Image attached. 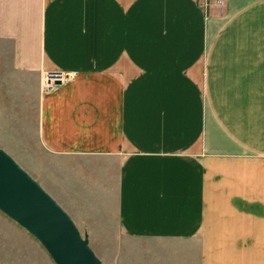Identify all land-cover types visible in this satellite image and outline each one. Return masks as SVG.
Masks as SVG:
<instances>
[{
	"label": "crops",
	"instance_id": "0c3cea01",
	"mask_svg": "<svg viewBox=\"0 0 264 264\" xmlns=\"http://www.w3.org/2000/svg\"><path fill=\"white\" fill-rule=\"evenodd\" d=\"M25 88L40 144L93 167L128 237L264 264V0H0V104ZM9 230L28 255L0 264H53Z\"/></svg>",
	"mask_w": 264,
	"mask_h": 264
},
{
	"label": "rangeland",
	"instance_id": "374dc122",
	"mask_svg": "<svg viewBox=\"0 0 264 264\" xmlns=\"http://www.w3.org/2000/svg\"><path fill=\"white\" fill-rule=\"evenodd\" d=\"M22 90L20 98H16L15 111L11 96L2 98L0 111L6 113V118L2 117L3 113L0 114V149L37 182L70 217L80 237L87 241L88 247L101 264H197L195 247L188 248L177 243L164 244L150 237H128L116 221L114 203L102 202L94 197L93 167H87L90 173L89 182H82L78 176L77 165L61 161V157L49 154L40 144L34 97L29 94V89ZM64 170H67L68 177L72 179V183L67 186L63 185L67 178ZM0 217V259L7 257L11 249L12 255L20 250L19 247H13L17 239L11 237L9 225L20 229L26 238L35 241L44 250L36 239L1 211ZM22 237V245L26 249L30 248L28 242H23V235ZM40 252L38 251V254ZM18 253L28 255L26 250H20ZM32 260L36 264H46L42 255L33 257Z\"/></svg>",
	"mask_w": 264,
	"mask_h": 264
},
{
	"label": "water",
	"instance_id": "95a60500",
	"mask_svg": "<svg viewBox=\"0 0 264 264\" xmlns=\"http://www.w3.org/2000/svg\"><path fill=\"white\" fill-rule=\"evenodd\" d=\"M0 211L36 239L54 264H101L70 217L1 149Z\"/></svg>",
	"mask_w": 264,
	"mask_h": 264
},
{
	"label": "built area",
	"instance_id": "2783aa9c",
	"mask_svg": "<svg viewBox=\"0 0 264 264\" xmlns=\"http://www.w3.org/2000/svg\"><path fill=\"white\" fill-rule=\"evenodd\" d=\"M214 6L222 10L224 7V0H210ZM65 80V74L64 73H58V72H52L48 73L45 75L44 78V87L46 89L51 90L54 88L56 85L54 84L55 82L59 81L62 83Z\"/></svg>",
	"mask_w": 264,
	"mask_h": 264
}]
</instances>
